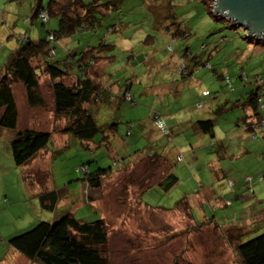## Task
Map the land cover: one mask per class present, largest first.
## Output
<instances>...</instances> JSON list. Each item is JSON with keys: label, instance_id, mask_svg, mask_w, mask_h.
I'll use <instances>...</instances> for the list:
<instances>
[{"label": "rangeland", "instance_id": "1", "mask_svg": "<svg viewBox=\"0 0 264 264\" xmlns=\"http://www.w3.org/2000/svg\"><path fill=\"white\" fill-rule=\"evenodd\" d=\"M34 1L36 0H0V69L21 39L27 36L31 39H47V30L58 27L56 16L44 24L37 17L33 21L28 19ZM50 1L42 0V4L47 6ZM63 2L69 7L73 4V0ZM84 2L89 4L90 10L98 18L96 28L80 30L69 37L58 39L51 60L62 59L68 49L82 51L86 46H98L100 41L114 45L109 48L100 47L102 54L113 58L105 67L103 81L107 85H116V89L121 87L119 92L110 90L109 95L117 98L123 89L128 88L127 93L134 101L127 102L120 96L122 101L119 109L112 111L102 108L95 115L99 125L119 121L116 131L104 141H101L102 134L97 133L88 146L72 135L64 142V136L53 131L48 143L50 155L42 158L38 169L28 170L26 174L32 177V182L56 188L59 200L53 211L36 212L34 209L33 216L37 214L38 218L29 228L40 220L54 222L65 212L88 221L103 214L108 223L109 238L102 249L104 248L108 264H189V261L192 264H222L223 260L227 264H240V261L231 260L227 249L224 255L221 254L219 248L223 244L215 238L213 232L197 229L187 231L191 226L183 213L179 218L172 217L170 212L151 209L145 205L163 206L166 209L177 192L174 187L169 192L174 191L173 196H169V193L157 186H150L165 174L166 166L163 161L155 157L138 159L144 148L149 149V141L156 142L157 145L171 141L173 137L181 138L180 135H171L170 121L165 120L166 134L155 126H147L144 134L133 127L129 130L130 134L126 132L128 126L139 123L138 120L130 119H136L146 112L141 107L136 112L135 104L157 110L163 115L160 112L162 107L157 101H169L172 109L181 104L189 106L191 110L203 109L202 112L213 102V108L223 109L222 117L236 121L244 110L236 104L245 102V97L256 88V77L263 89L259 105L263 107L264 43L249 42L244 28H234L229 22L215 18L213 0ZM75 10L82 13L83 9L79 6ZM177 29L190 30L191 35L181 37L175 34ZM197 58L206 61L207 65H199L197 71L185 75L181 69L188 70ZM32 63L36 64V60L33 59ZM219 75L229 79L232 89L227 87L225 80L220 79ZM194 78L200 80L199 84H194ZM173 80L177 84L170 88ZM38 82L36 93L41 97L42 104L37 106H31L26 101L21 83H13L19 115L15 128L0 126V144L14 138L23 128L48 131L54 124H57L56 128L68 124L65 117L53 121V94L49 79L41 74ZM203 90L209 91V94L202 96ZM174 91L177 92L175 95ZM193 93L198 95L197 100H194ZM140 98L144 99L140 101ZM175 99H179L177 104L173 102ZM197 103L201 104V108L194 106ZM225 107L228 109L225 110ZM215 116L217 115L210 112L209 117ZM182 146L186 147L185 144ZM182 146L178 155L181 153L184 156L186 162L183 164L186 165L188 157L182 152ZM160 149L158 147L157 150ZM154 151L155 147L150 155H155ZM37 161L34 160L31 164L34 165ZM204 166L203 162L202 167ZM99 168L107 170L100 179L99 188L92 191L85 179V171L93 173ZM147 186L149 187L141 192ZM254 186L257 189V185ZM88 191L91 196L100 195L94 200V204L87 198ZM29 207L32 208L31 204ZM236 257L233 256V259L238 260Z\"/></svg>", "mask_w": 264, "mask_h": 264}, {"label": "trees", "instance_id": "2", "mask_svg": "<svg viewBox=\"0 0 264 264\" xmlns=\"http://www.w3.org/2000/svg\"><path fill=\"white\" fill-rule=\"evenodd\" d=\"M63 1L51 0L47 6L42 4V0L34 1L32 13L28 19L31 20L37 17L44 24L48 19L56 16L58 17V27L47 30V39H31L30 36L21 39L22 41L20 40L18 45L9 53L5 64L0 69V126L9 129L16 127L18 110L13 83L19 82L22 84L26 100L31 106L42 104L41 97L36 93L39 83L38 78L41 74L47 76L51 85L54 108L53 121L62 117L68 119V124L60 125L57 128V124H54L55 127L53 125L48 131L33 128L19 130L10 141L13 161L19 167L31 162V159L40 151L50 155L51 151L48 148V143L51 140L53 131H58L59 135H65L66 139L72 135L88 146V143L92 142L97 133L102 134L101 141L110 137L116 131L119 122L112 117L111 119L114 121H111V123L104 122L99 125L98 119L95 117L99 110L88 107L91 103L99 104L103 99L101 95L103 87L92 79L87 72V67L94 58L93 49L96 46L77 52L68 49L62 60H51L50 58L54 53L55 43L58 39L69 37L80 30H94L97 24L96 20L98 18L84 0H73L71 7L65 6ZM79 6L83 9L82 13L75 10ZM40 10L46 11L47 17L45 20L37 15ZM214 17L219 18L220 16L215 14ZM175 34L181 37H189L191 31L177 29ZM50 36H52V39H49ZM246 38L249 42H255L256 44L259 42L264 43V36L262 38L246 36ZM109 46L110 44L100 41L97 48H109ZM33 59L36 60V64L32 63ZM204 64L207 65L206 61L197 58L188 70L185 68L181 70L185 75L191 74L198 70L199 65L203 66ZM223 79L224 77H222ZM224 80L227 87L232 89L229 79ZM257 81L258 78L256 77V88L245 98L249 100L252 107L260 115L251 125L253 137H262L264 136V104L263 107L259 105L263 96V89ZM208 94L209 91H202L203 96ZM122 97L127 102L134 101L127 92H124ZM111 99H116V96L110 95ZM196 106L199 108L201 104L197 103ZM220 109L217 108L215 111L219 113L221 112ZM162 116L158 111L152 112L154 126L163 134H166V122ZM158 123H161L163 128L159 127ZM213 124L214 120L211 118L193 122L197 130L204 132L211 131ZM132 127L133 124L128 126L127 134H130L129 130ZM154 157L160 160L158 155L148 158ZM179 157H181L180 160ZM176 159L181 161L183 156L179 154ZM106 170V168H99L93 173L85 171V179L88 181L89 187L99 188L100 179L105 175ZM248 176L250 180L244 179L245 183L253 181V176L250 174L244 177ZM261 177V175L258 176L259 179ZM176 182L177 176L169 172L157 184L163 191H168ZM227 182L230 187L234 184L232 180H227ZM230 182L232 183L230 184ZM249 187L251 186L249 185ZM249 187H247L248 191ZM145 188L141 189V192ZM37 198L41 208L53 211L59 200V192L54 187L43 189L38 192ZM107 228L106 218L99 217L88 221L76 218L71 212H65L54 222L40 220L28 230L13 235L8 239V244L31 262L37 264H108L107 257L104 255V248L102 249L109 238ZM191 229H196V226H191L187 231ZM223 235L225 239L232 242L231 246L240 264H264V231L250 237L244 236L246 233L241 228L230 226L225 229ZM188 263L192 264L190 261Z\"/></svg>", "mask_w": 264, "mask_h": 264}, {"label": "crops", "instance_id": "3", "mask_svg": "<svg viewBox=\"0 0 264 264\" xmlns=\"http://www.w3.org/2000/svg\"><path fill=\"white\" fill-rule=\"evenodd\" d=\"M112 46L114 45L109 47ZM90 47L92 46H86L87 49ZM102 51L97 46L94 47V58L87 67V72L92 79L103 87L101 91L103 99L99 104L91 103L88 107L95 110L104 108L114 111L119 109L118 107L122 101L120 96L123 92H128V88L123 89L119 97L110 100L109 91L119 92L121 87L116 89V85H107L103 81V76L106 75L105 67L113 58L105 53L102 54ZM219 78L222 79V76H219ZM194 79L196 80L194 84H199L200 80ZM176 84L177 82L173 80L169 87H174ZM181 91L180 89L179 92ZM176 93V91L173 92L174 95ZM192 96L195 98L194 100L198 99L196 93H193ZM143 99L140 98L139 100L142 101ZM245 99V102L236 104L244 109L243 114L236 121L229 117H222L221 112L223 111L221 109V112L217 113L215 110L219 107L213 108V102H210L208 109L202 112L203 109L191 110L189 106H181L180 103L178 105L179 99L173 101L177 104L174 109L171 108L172 103L169 101H157L162 107L160 112L165 120L170 121L169 131L171 135H180L181 138L173 137L171 141L167 140L163 144L158 143L157 145H155L156 142L149 141V149L144 148L141 153L142 156L138 158L153 156L150 155V152L155 147L154 154L158 155L166 166L163 177L169 172L177 176V182L168 191H165L169 193L174 187L177 189V192L174 193L175 198L172 202H168L166 209L163 206L155 207L147 203L145 205L151 209H163L170 212L172 217L179 218L180 214L183 213L190 226L195 225L197 231L209 230L213 232L215 238L223 244L219 248L221 254L224 255L227 249V253H229L228 255L231 256L233 262H238V260L233 259V256L236 257V255L231 246L232 242L225 239L223 235L225 229L230 226L239 227L246 233L244 236L250 237L264 231V141L262 137L252 136L251 125L260 115L252 107L249 100ZM190 100L192 101V99ZM194 106L198 109L196 105ZM138 107L145 108L146 112L140 117L130 120H138V125L133 124V128L139 129L141 134H144L147 126L148 128L154 126L152 120L154 110H150L141 104H135L136 112ZM227 109L228 107H225V110ZM210 112L217 116L209 117ZM208 118L214 120L211 131L204 132L194 127L193 122L195 120ZM63 136L65 142L66 136ZM12 138L0 144V264H37L12 248L8 244V239L27 230L31 224L37 221L38 215L33 216L34 209L36 212L46 211L40 207L37 194L41 190L50 189L51 187L32 182L31 176L28 175V178L26 173L28 170L38 169V164L47 155L44 151H40L31 159V162L26 163L24 166H16L10 151L9 143ZM187 142L189 148H187ZM183 144L186 147H183ZM180 146H182V152L187 154L188 157L186 165L183 164L186 161H184L185 158L181 153L183 161L176 159ZM158 147H161V149L157 150ZM34 160L38 161L32 165L31 163ZM203 162L205 163L204 167H202ZM26 165L30 167L26 168ZM193 166H195L196 171ZM190 167H192L194 173H192ZM247 174L253 176L252 182L245 183L244 176ZM259 175L262 176L261 179L258 178ZM227 180L234 182L232 187L229 186ZM154 185L160 188L157 182L151 186ZM249 185L252 187L253 193L247 190ZM254 185H257V189ZM90 189L94 191V188L90 187ZM173 192L169 193V196H173ZM87 196L90 197H87L89 201L94 204V200L97 197L99 198L100 195L92 194L91 196L88 191ZM29 204L32 208L29 207ZM101 217L106 218L103 214ZM119 217L121 218V216ZM222 264H227V261L223 260Z\"/></svg>", "mask_w": 264, "mask_h": 264}, {"label": "water", "instance_id": "4", "mask_svg": "<svg viewBox=\"0 0 264 264\" xmlns=\"http://www.w3.org/2000/svg\"><path fill=\"white\" fill-rule=\"evenodd\" d=\"M213 16L229 22L234 28H244L248 36H264V0H213Z\"/></svg>", "mask_w": 264, "mask_h": 264}, {"label": "built area", "instance_id": "5", "mask_svg": "<svg viewBox=\"0 0 264 264\" xmlns=\"http://www.w3.org/2000/svg\"><path fill=\"white\" fill-rule=\"evenodd\" d=\"M37 15H38L39 17H41L43 20H45L46 17H47L46 11H44V10H40V11L37 13ZM49 39H52V36H50ZM158 125H159V127L163 128V126H162L161 123H158ZM162 130L164 131V129H162ZM262 139H263V141H264V136H262ZM178 159L180 160L181 157H179ZM245 179H246L247 181H249V180H250V177H249V176H248V177H245ZM231 183H232V182H230V184H231ZM249 191H252V187H249Z\"/></svg>", "mask_w": 264, "mask_h": 264}, {"label": "clouds", "instance_id": "6", "mask_svg": "<svg viewBox=\"0 0 264 264\" xmlns=\"http://www.w3.org/2000/svg\"><path fill=\"white\" fill-rule=\"evenodd\" d=\"M248 36V35H247ZM254 38V37H253ZM178 160V159H177Z\"/></svg>", "mask_w": 264, "mask_h": 264}]
</instances>
